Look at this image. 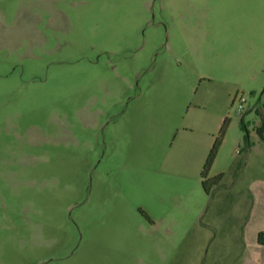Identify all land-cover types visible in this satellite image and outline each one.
<instances>
[{
	"label": "rangeland",
	"instance_id": "1",
	"mask_svg": "<svg viewBox=\"0 0 264 264\" xmlns=\"http://www.w3.org/2000/svg\"><path fill=\"white\" fill-rule=\"evenodd\" d=\"M261 126L264 0H0V264L237 261Z\"/></svg>",
	"mask_w": 264,
	"mask_h": 264
},
{
	"label": "crops",
	"instance_id": "2",
	"mask_svg": "<svg viewBox=\"0 0 264 264\" xmlns=\"http://www.w3.org/2000/svg\"><path fill=\"white\" fill-rule=\"evenodd\" d=\"M245 189L234 209L219 213L210 226L221 235L218 249L240 252L229 264H264V244L259 242L264 233V180L255 179Z\"/></svg>",
	"mask_w": 264,
	"mask_h": 264
},
{
	"label": "trees",
	"instance_id": "3",
	"mask_svg": "<svg viewBox=\"0 0 264 264\" xmlns=\"http://www.w3.org/2000/svg\"><path fill=\"white\" fill-rule=\"evenodd\" d=\"M228 124H229V119H226L225 123H224V126L219 134V137L216 139L215 143H214V146L210 152V155L205 163V166H204V170H203V173H202V179H203V187L206 191L207 194H210L212 192V189L219 185L220 182L222 181V178L223 176L220 175V176H217L215 178H209V174H210V171L217 159V156H218V153H219V150L223 144V141H224V137H225V134H226V131H227V128H228ZM258 131V134L260 136V138L262 140H264V126H261L257 129ZM259 242L261 244H264V233H261L259 235Z\"/></svg>",
	"mask_w": 264,
	"mask_h": 264
},
{
	"label": "built area",
	"instance_id": "4",
	"mask_svg": "<svg viewBox=\"0 0 264 264\" xmlns=\"http://www.w3.org/2000/svg\"><path fill=\"white\" fill-rule=\"evenodd\" d=\"M247 104L248 99L244 95H242L237 103L239 114H243L245 112Z\"/></svg>",
	"mask_w": 264,
	"mask_h": 264
}]
</instances>
